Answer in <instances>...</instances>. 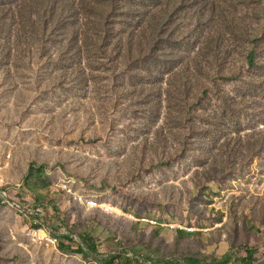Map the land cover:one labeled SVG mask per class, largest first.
Listing matches in <instances>:
<instances>
[{
  "label": "rangeland",
  "instance_id": "374dc122",
  "mask_svg": "<svg viewBox=\"0 0 264 264\" xmlns=\"http://www.w3.org/2000/svg\"><path fill=\"white\" fill-rule=\"evenodd\" d=\"M25 2L0 0V264H101L85 233L118 264H264V0L156 35Z\"/></svg>",
  "mask_w": 264,
  "mask_h": 264
},
{
  "label": "trees",
  "instance_id": "16d2710c",
  "mask_svg": "<svg viewBox=\"0 0 264 264\" xmlns=\"http://www.w3.org/2000/svg\"><path fill=\"white\" fill-rule=\"evenodd\" d=\"M200 1L201 0H75V3L73 2L72 5L74 6L77 2V7L82 10L84 9V13L87 14L88 17L98 14L99 19H104L111 15L119 16L122 14L127 19L135 17L141 18L143 14L142 18H146V25H143L141 32L146 33L147 31L152 30L153 35H156V33L164 29V21H167V24L170 21L169 24H172L175 18L174 14L178 11L186 10L188 12H191L192 16H195L196 18L198 17V21L201 22V20H205V11H211L212 13L214 9L210 6H208L207 9H196L197 4ZM259 1L262 2V0ZM27 3L33 5V7H36L37 9L39 8L42 11V13H35L36 16L41 17V19H48L47 12L49 10L52 22L55 20L63 22V19L65 18L64 13L68 9H72L67 5L68 0H27L25 4ZM56 6H59V11L58 9H55ZM78 8L74 10L73 17L76 15ZM145 9H152L153 11H144ZM80 13L81 11H79V14ZM87 20L90 21L89 18ZM156 28H159L160 30L157 31ZM173 28L175 27L173 26ZM80 31L81 30L78 29L75 32L78 35V32ZM81 33L85 34V31L82 30ZM145 35L146 34L142 36V40L145 39ZM212 37L213 35L208 34V37H206L207 44L211 43ZM219 51V47H216V49H214L215 53H218ZM254 53L255 52L252 51L248 55V59L251 62L254 61ZM33 167L34 164H31L27 178L33 175ZM81 244L84 246L83 252L87 255L95 256V258L101 264H118L122 262V260H120L121 258L119 259L120 255L108 254L106 257H98V246L95 239L90 234L85 233L81 235ZM233 256V253H230L228 257H219L218 259H216V261L220 262V264H228V262L233 259ZM117 260L119 261L117 262Z\"/></svg>",
  "mask_w": 264,
  "mask_h": 264
},
{
  "label": "built area",
  "instance_id": "2783aa9c",
  "mask_svg": "<svg viewBox=\"0 0 264 264\" xmlns=\"http://www.w3.org/2000/svg\"><path fill=\"white\" fill-rule=\"evenodd\" d=\"M143 220H145V219H143ZM30 232L32 234H37L38 243H39L40 239L55 240L57 243H59V238L56 235H52L47 229L42 228L39 230L30 231ZM136 258H138V257H136Z\"/></svg>",
  "mask_w": 264,
  "mask_h": 264
},
{
  "label": "bare ground",
  "instance_id": "6f19581e",
  "mask_svg": "<svg viewBox=\"0 0 264 264\" xmlns=\"http://www.w3.org/2000/svg\"><path fill=\"white\" fill-rule=\"evenodd\" d=\"M51 241H52V240H51ZM136 260H137V261H135V262H133V263L131 262V263H132V264H139V263L142 264V262H141L139 259H136Z\"/></svg>",
  "mask_w": 264,
  "mask_h": 264
}]
</instances>
